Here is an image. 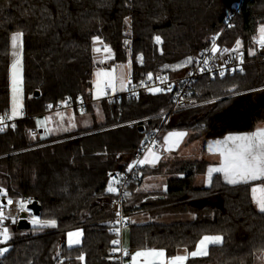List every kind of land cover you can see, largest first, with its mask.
Segmentation results:
<instances>
[{
	"label": "trees",
	"instance_id": "trees-1",
	"mask_svg": "<svg viewBox=\"0 0 264 264\" xmlns=\"http://www.w3.org/2000/svg\"><path fill=\"white\" fill-rule=\"evenodd\" d=\"M240 1L0 0V115L10 113L11 36L21 32L25 117L0 134V197L37 202V218L56 221L55 227L32 224L27 231L17 229V218L7 222L12 234L4 264H112L114 196L108 186L126 171L145 137L162 125L174 97L154 93L131 102L104 101L100 124L59 137L32 135L33 117L49 105L91 97L95 37L111 48L110 65H131L130 81L135 82L149 73L173 78L188 74L219 36L220 46L237 47L240 41L239 50L249 63L244 70L202 77L188 94L211 110L198 118L175 113L164 129L192 131L195 139L241 131L229 121L216 122L218 114L225 112V117L248 93H264L259 54L264 0H243L225 28ZM257 114L264 119V100ZM207 166L206 161L177 160L147 168L144 177L168 175L166 192L136 194L131 188L139 184L130 186L124 201L127 219L137 213L195 216L185 223L131 225L130 251L162 249L172 257L179 249L194 251L205 235H220L222 244L212 245L208 256L195 263L255 264L256 254L264 252V213L253 203L251 189L264 182L231 185L215 175L210 186L195 187V177ZM74 231L82 233L81 240L69 247L67 236Z\"/></svg>",
	"mask_w": 264,
	"mask_h": 264
},
{
	"label": "built area",
	"instance_id": "built-area-1",
	"mask_svg": "<svg viewBox=\"0 0 264 264\" xmlns=\"http://www.w3.org/2000/svg\"><path fill=\"white\" fill-rule=\"evenodd\" d=\"M242 2L243 0H241L240 4L236 7L234 16L229 19L228 24L225 28L229 26V23L239 12ZM219 38L220 36L213 39L210 48L205 51L204 54L196 61L192 70L184 76L173 78L169 74L161 73L152 77L151 80L147 78L138 82L130 81L123 91L114 92L111 87H105V98L103 100H94L92 97L87 99L83 98L76 101L68 100L67 104L61 103L54 108L50 107L48 109V112L62 110L83 112L90 108L96 109L99 103H102L104 101L131 102L142 94H154V92L149 90L151 88L162 89V91L156 92V94H173V105L171 109L164 114V121L162 125L148 134V136H146L141 144L137 147L136 152L126 171L116 175L111 180V183L113 181H117V183L113 184L117 191L113 193L109 192L112 196H114L110 205V210L113 214V221L111 222V226L115 235L114 240H119L121 242L119 245H113V248L110 251V260L112 264H131V253L126 241V231L131 228L132 223L129 219L126 218L124 214V201L127 196L125 195V193L128 192L132 184H140L143 182L144 172L147 169L146 165H138L136 161L143 159L144 155L147 154L149 148H151L155 153L161 155L162 157L171 160L173 156L165 151V149L160 144V135L164 130V126L167 124L173 114L200 105L194 98L188 96L194 83L199 81L202 77L213 78L215 76H221V72H223L224 75L242 72L244 70V67L249 64L245 60L243 53L240 50H235L236 47L220 46ZM260 39L261 34L259 35V40ZM213 43H215L217 48L219 49V51L215 54L211 52ZM224 49H228V51L224 52ZM259 54L264 60V47H261V45L259 46ZM204 60H208L207 65L204 64ZM165 77L167 78L166 80L164 79ZM169 87L171 88V91H168ZM45 113H47V111ZM0 118H3V123L0 124V126H2L4 129L3 131H0V134L4 133L9 128L15 127L18 121H20L11 119L9 114L0 115ZM24 118L25 117H23L22 119ZM38 134L39 130L37 128L32 130V135L37 136ZM2 200L3 199L0 197V210L4 212V215L7 218L0 221V233H2L3 229L7 226V221L10 218H18L20 213L22 212L19 210L21 202L20 200L11 199L14 202L12 205H7V202L3 203ZM116 212H120L121 216L117 217ZM117 220H120V223H116ZM116 228L120 229L119 233L115 231ZM0 247H3L2 243H0ZM114 248L121 249V251H113ZM124 250H126L129 255H124ZM4 256H0V264H4Z\"/></svg>",
	"mask_w": 264,
	"mask_h": 264
},
{
	"label": "snow or ice",
	"instance_id": "snow-or-ice-1",
	"mask_svg": "<svg viewBox=\"0 0 264 264\" xmlns=\"http://www.w3.org/2000/svg\"><path fill=\"white\" fill-rule=\"evenodd\" d=\"M128 23V20L125 21ZM261 39L259 43L261 47H264V27L260 29ZM22 36L23 33L17 32L11 36V47L13 49L12 55L15 58L11 64V85H12V93H13V108H12V116H17L21 114V109L23 108L22 103L20 102L19 96L22 92ZM156 42L160 43V37L157 36ZM94 43H102L99 40V37L94 38ZM127 43V41L125 42ZM236 49L239 50L241 47L240 41L236 42ZM19 49V51H17ZM94 51L99 53L101 49L99 47L94 48ZM103 51L105 53H111V48L107 45H104ZM219 49L216 44L213 43L211 52L213 54L217 53ZM224 52H227L228 49H224ZM249 54H255L254 52H250ZM142 60V57L140 58ZM101 63L103 61H100ZM188 63H192L191 58L188 60ZM204 64H208V60H204ZM179 67V66H177ZM203 71V69H202ZM221 76L224 75L223 72L220 73ZM96 89H97V98L100 95L104 94L103 89L101 88V83L104 82L102 78L106 79V87H111L114 89L115 79L116 77L107 71L100 70L96 73ZM148 79H152L151 73L148 74ZM167 79L166 77L164 78ZM121 84L124 82V74L121 73L120 76ZM150 91L156 93L162 91L160 88H151ZM168 91H171V88H168ZM67 104V101L64 102ZM51 107V105H49ZM3 123V118H0V124ZM41 125L44 124V121L39 122ZM74 123H71V127H75ZM3 127L0 126V131H3ZM67 130V129H65ZM48 131H52L48 129ZM185 135L183 132L169 133L168 137H165V145L168 147L165 148V151H171V144L174 143L172 140L173 137L182 138ZM217 151L222 157L221 163L219 167H214L208 169L207 174V182H212V174L220 173L223 175L224 180L231 185L237 184H249L252 181H262L264 182V131H257L251 135H230L227 136L223 141H216L215 145L209 146V151ZM160 156L156 154L151 148L148 149L147 154L144 155L143 159L136 161L138 165H151L155 166L159 161ZM117 181H113L108 186V192L113 193L116 192L117 189L113 186ZM252 200L253 203L257 206L260 213H264V183L259 186L252 187ZM127 195V193H125ZM14 202L11 199L7 200V205H12ZM20 211H27L26 204L21 201L20 202ZM116 216L120 217L121 213L116 212ZM4 212L0 210V221L6 219ZM15 222V221H13ZM32 224L43 227H55V220H40L37 217H33ZM116 223H120V220H117ZM115 231L117 233L120 232L119 228H116ZM82 235L80 232H70L68 233V245L72 247L73 245H77L80 243L78 237ZM76 237V239H74ZM11 239L9 235V229L5 227L3 232L0 233V243L7 244V242ZM223 242V237L220 235H205L198 242L196 249L190 253L185 255H177L170 259L166 258V252L164 250L157 249H148L136 251L133 255H131V264H137L138 258H143V264H186L187 260L195 257H203L208 255V247L210 245H220ZM121 242L119 240H113V245H119ZM9 251L8 247H0V256H4ZM113 251H121V249L114 248ZM186 251V250H185ZM124 255H129V253L124 250ZM78 259L83 260V257H78ZM264 260V256L260 258ZM62 264V262H61Z\"/></svg>",
	"mask_w": 264,
	"mask_h": 264
},
{
	"label": "rangeland",
	"instance_id": "rangeland-1",
	"mask_svg": "<svg viewBox=\"0 0 264 264\" xmlns=\"http://www.w3.org/2000/svg\"><path fill=\"white\" fill-rule=\"evenodd\" d=\"M264 27V26H262ZM261 27V28H262ZM259 34H261L259 32ZM99 47L101 49V51L99 53L94 51V58H95V62H96V68L94 70V74H93V82H92V90H91V97L94 100H103L105 98V93H104V88L106 87V79L102 78V80H104V82L101 83V88L103 89V93L102 95L99 96V98H97V89H96V73L100 70H104L107 72L112 73L116 79H115V84H114V89L112 88V90L114 92H118V91H123V89L126 87V85L129 83V81L131 80V73H132V69H131V65L130 64H123V63H118V64H114V65H110V61L112 59V52L111 53H105L103 51V48L101 43H94V48ZM256 54V52H255ZM253 56V54H252ZM100 61H103L102 63ZM22 65H23V61H22ZM121 73L124 74V82L123 85L121 84L120 81V76ZM11 76V73H10ZM22 77H23V72H22ZM20 102L23 105V100H24V92H23V82H22V92L20 93L19 96ZM11 103H10V113L9 116L11 119L13 120H21L23 118V108L21 109V114L17 115V116H12V108H13V93H12V85H11V97H10ZM254 100H243L242 102H238L236 105H234L233 108H231V112L227 113L226 116L224 117L223 114H218V116L216 117V122L217 123H223L225 121H229L231 124H234L235 126H246V125H250L253 124V122L257 121L259 118V114H257L255 112V108H254ZM205 103H201L200 106H196L194 108H190L187 110H184L183 112L185 114H189L190 115H196V117H201L206 111H210L211 108H208L205 106ZM101 106V103H99L98 107L96 109H94L92 112L89 113H76L73 110H62V111H55V112H49L47 114H45V116L43 117H47L50 118L52 115H58L57 118L59 119V125L58 127H52V134L53 135H65V133H70L72 131H75L77 129H87L90 127H93L94 125L99 124L100 122L103 121L104 117L101 114V111L99 109V107ZM92 109V108H91ZM182 112V111H181ZM178 112V113H181ZM250 112H254L251 116L249 115ZM197 114H199L197 116ZM251 114V113H250ZM195 117V116H194ZM42 119V116H38L37 120L38 122H40ZM71 123H74L76 126L75 127H71ZM67 129V130H65ZM174 130H168L165 131V129L161 132L160 135V139H161V146L163 148L168 147V145H165V137H168L169 133H174ZM186 132L185 138H176L173 137L172 140L174 141V143L171 144V151H176L175 153L177 155H179L180 158L183 159H197L196 157H198L201 153L200 148L202 147V141H197L194 142L192 144L189 143V139H187V134H193V132L184 131ZM236 135L238 133H232L230 135ZM44 136H46V132L43 133ZM183 141V146L179 147L180 145V141ZM195 139V138H194ZM177 147H179V149L177 150ZM169 152V151H167ZM213 168V167H210ZM209 168V169H210ZM195 187H207L204 186V181H203V177L202 179H199V176L194 180L193 182ZM33 217H35L34 215L30 216V222L32 221ZM16 219V218H15ZM18 220V218H17ZM32 224V222H31ZM34 227H38L37 225H33ZM9 229V235H10V230H11V226H6ZM77 232V231H74ZM80 232V231H78ZM81 233V232H80ZM11 237V235H10ZM74 239H76V237H74ZM79 240H81V235L78 237ZM67 243H68V236H67ZM3 247H5L6 244H2ZM78 245V244H77ZM75 246V245H73ZM264 256V252H260L256 254V258H255V264H264V260H261L260 258Z\"/></svg>",
	"mask_w": 264,
	"mask_h": 264
},
{
	"label": "crops",
	"instance_id": "crops-1",
	"mask_svg": "<svg viewBox=\"0 0 264 264\" xmlns=\"http://www.w3.org/2000/svg\"><path fill=\"white\" fill-rule=\"evenodd\" d=\"M17 51H19V49H17ZM12 52H13V49L11 47V64H12V62L15 59L13 57V55H12ZM127 85H126V87H127ZM245 99L254 100V104L255 105L254 104L253 105H254V108H255V112L257 113V111L259 110V108H260V106L262 104V100H264V93L260 94L258 92H250V93H248V95H247V97ZM47 113H49V112L47 111ZM47 113H43V114L34 116V120L36 122V128L39 130V135H42V137H50V136L59 137V136H63L61 134L60 135H53L52 131H48V129H52V127H55V128L58 127L59 119L57 118L58 115H52L50 118L43 117ZM250 113H249V115L251 116L254 112L253 113L250 112ZM38 116H42L41 121H44L43 125H41L38 122V120H37ZM239 128H242L241 131L233 132V133H238L236 135H251L253 133H256L257 131H264V119L258 118V120L253 122V124H250V125L248 124L246 126H239ZM79 130H83V129H77V130L72 131L70 133H74V132H77ZM174 131H175L174 133L183 132L186 135V132H184V131H187V130H174ZM44 132H46V136L43 135ZM190 132H192V131H189V133ZM70 133H65V135L66 134H70ZM185 135L183 136L184 138H185ZM227 136H230V134L225 135V136H223L221 138H215V139H206L205 137H198V138L194 139L193 138V134H187L186 137H187V139H189V143L190 144H192L194 142H197V141H202V147L200 148L201 153H200V155L198 157H196L197 159H183V158H180L179 155H177L175 153L176 151H169L168 153L173 156V158L171 160H169L167 158H164V157H162L161 155L158 154L160 156V159L156 163V165L155 166L146 165V166H147V168L149 170H153V169H156L157 167H159L161 164L170 163V162L177 161V160H180V161H206L208 163V166H207L206 170L204 172L198 174L195 177V179L198 176H199V179H202V177H203L204 186L208 187L211 184V183L207 182L208 169L210 167H213V168L214 167H219L220 163H221V160H222V157L220 156L219 152H217L215 150L211 151V152L209 151V146L210 145L214 146L216 141H223ZM184 138H182V139H184ZM182 139L180 141L179 147L183 146ZM179 147H177V150L179 149ZM215 175H220L223 178V175L220 174V173H213L212 174V178ZM167 179H168V175L160 174V173H149V174H147L144 177L143 182L141 184L133 187V189L131 188V191L133 193H136V194H149V193L166 192V190H167ZM223 180H224V178H223ZM258 181H252V182H258ZM252 182H249V183H252ZM259 185H261V184L257 183L255 185H253L252 187L259 186ZM201 188H204V187H201ZM251 195H252V191H251ZM28 214H29L28 218H29V221H30V216L33 215V214L30 213L29 211H28ZM14 220H15V218H10L8 220L9 222L8 221L7 222L8 223H13ZM129 220L132 223V226L146 225V224H149V223H154V224H159V225H170V224L180 223V222H184V223L185 222H192V221L195 220V216L194 215H190V214H180V215H178V214H166V215H163V216H161L159 218H152L151 216H148L146 214L137 213V214L132 215L129 218ZM7 226H9V225L7 224ZM130 229L128 231H126V241H127L128 248H130V232H131ZM11 234L12 233H11V230H10V235ZM211 246L212 245H210L208 247V253H209V250H210ZM148 249H155V248H144V249L142 248V249H138V250H131L130 253H131V255H133L136 251L148 250ZM157 250H162V249H157ZM187 253H189L187 250L185 251V249H179L174 256L185 255ZM174 256H172V257H174ZM207 256L195 257V258H191L190 257L187 260L186 264H200V263H195V261L204 259ZM172 257L168 256V254L166 253V258L170 259ZM137 264H143V258H138Z\"/></svg>",
	"mask_w": 264,
	"mask_h": 264
},
{
	"label": "water",
	"instance_id": "water-1",
	"mask_svg": "<svg viewBox=\"0 0 264 264\" xmlns=\"http://www.w3.org/2000/svg\"><path fill=\"white\" fill-rule=\"evenodd\" d=\"M39 95H40V93L36 92L34 96L38 97ZM141 130H143V128H141ZM0 192H1V189H0ZM2 201H3V203L7 202V200L5 198ZM27 209H28L27 211H22L18 217V220H17V229L18 230L27 231V230L31 229L32 224L28 218L29 217L28 211L30 213H32L35 217H39L41 214V206L37 202L28 204Z\"/></svg>",
	"mask_w": 264,
	"mask_h": 264
},
{
	"label": "bare ground",
	"instance_id": "bare-ground-1",
	"mask_svg": "<svg viewBox=\"0 0 264 264\" xmlns=\"http://www.w3.org/2000/svg\"><path fill=\"white\" fill-rule=\"evenodd\" d=\"M31 220V219H30ZM9 222V221H8Z\"/></svg>",
	"mask_w": 264,
	"mask_h": 264
}]
</instances>
